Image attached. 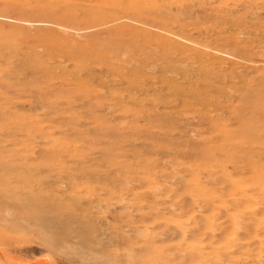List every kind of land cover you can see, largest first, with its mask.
<instances>
[{
    "label": "rangeland",
    "instance_id": "1",
    "mask_svg": "<svg viewBox=\"0 0 264 264\" xmlns=\"http://www.w3.org/2000/svg\"><path fill=\"white\" fill-rule=\"evenodd\" d=\"M0 264H264V0H0Z\"/></svg>",
    "mask_w": 264,
    "mask_h": 264
}]
</instances>
